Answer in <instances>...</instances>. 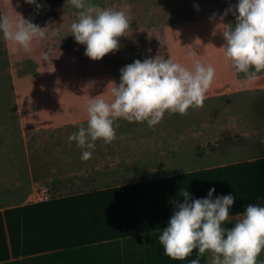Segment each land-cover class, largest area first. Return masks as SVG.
<instances>
[{"label":"rangeland","instance_id":"1","mask_svg":"<svg viewBox=\"0 0 264 264\" xmlns=\"http://www.w3.org/2000/svg\"><path fill=\"white\" fill-rule=\"evenodd\" d=\"M89 2L101 8L124 11L130 20L125 36L119 38V49L100 60L87 57L84 54L86 46L77 43L71 34L70 26L78 19L80 10L66 5L67 0H36V4L41 5L39 8L26 0H0V17L11 15L19 18L21 15L40 27H48L49 34L45 39L34 40L32 50L26 53L22 49L13 51L15 46L5 40L0 32V190L13 192L10 200L0 196V206L39 200L37 195L26 197L18 193H22L19 190L25 189L30 182L29 166L42 163V153L36 147L52 143L47 131L50 124L43 119H36L40 126L23 128L17 84L25 85L36 96L37 102L50 104L53 123L81 119L84 114L87 116L89 100L96 96L112 100L110 82H120L122 67L137 59L143 61L157 55L168 59L166 26L213 17V13L215 16L223 15L226 9L237 5L239 0ZM236 15L228 13V27H234ZM53 31H58L59 35L52 37L50 34ZM45 52H49L52 63L50 60H42V53ZM238 74L242 82L238 93L205 98L203 107H190L187 115L166 112L163 119L153 127H149L146 121L127 120L121 127L147 131L146 136L140 140H147L149 154L157 152V157L164 159L165 167L161 166L158 171H168L171 159L184 163L179 169L181 171L220 163L217 156L222 153L216 150L220 141L213 133L231 131L232 128L226 119H217L214 123H222L226 127L214 125L206 134V115L235 113L243 116L242 123L253 125L255 115L264 112V94L256 97L254 89L259 78L264 79V71L257 74L255 81H249L244 73ZM219 139L224 141V138ZM146 144H141L142 150ZM202 152L203 156L200 155ZM53 193V196L57 195ZM258 262H264V250L258 256Z\"/></svg>","mask_w":264,"mask_h":264},{"label":"clouds","instance_id":"2","mask_svg":"<svg viewBox=\"0 0 264 264\" xmlns=\"http://www.w3.org/2000/svg\"><path fill=\"white\" fill-rule=\"evenodd\" d=\"M36 4V0H26ZM78 12V19L71 26L75 41L85 45V55L100 60L120 47L119 38L125 36L130 27L129 17L124 11L101 8L89 0H67ZM39 8L41 5L36 4ZM229 12L236 15L234 27L221 31L225 40L224 56L231 61L236 72L244 73L249 81L264 71V0H239L220 17ZM213 13V17H215ZM48 27H40L30 20L11 15L0 17V32L5 40L15 47L13 51L32 50L34 40L45 39ZM59 35L58 31L50 34ZM42 60L51 61L49 52L42 53ZM254 69V71H253ZM120 82H110L112 100L102 96L88 101L86 106L87 127L80 125L78 132L69 136L81 149H94L95 141H114V121L123 118L129 122H147L149 127L158 124L167 112L187 115L188 109L203 107L206 93L215 78V69L199 61L191 68L173 59L157 55L141 61L135 60L120 69ZM92 152L84 150L81 159L88 160ZM215 188L207 198L191 199L190 193L182 189L184 202H176V210L168 227L158 239L166 256L172 260H185L194 249L199 256L210 252L212 264H264L258 256L264 250V206L249 204L243 216L231 229L222 227L229 221V209L234 204L233 195L217 196ZM191 201V202H189ZM191 264H199L193 259Z\"/></svg>","mask_w":264,"mask_h":264},{"label":"trees","instance_id":"3","mask_svg":"<svg viewBox=\"0 0 264 264\" xmlns=\"http://www.w3.org/2000/svg\"><path fill=\"white\" fill-rule=\"evenodd\" d=\"M221 16L165 27L168 59L189 68L196 61L214 67L206 98L241 87L224 56L221 31L228 21ZM16 89L23 128L40 126L36 119L53 123L48 102H37L21 83ZM212 188L213 199L233 195L230 215L249 204L264 206V156L0 208V261L164 229L178 210L176 202H184L182 189L197 199L207 198Z\"/></svg>","mask_w":264,"mask_h":264},{"label":"crops","instance_id":"4","mask_svg":"<svg viewBox=\"0 0 264 264\" xmlns=\"http://www.w3.org/2000/svg\"><path fill=\"white\" fill-rule=\"evenodd\" d=\"M259 79L254 88L256 97L264 94V83H261L264 79ZM239 91L241 89L230 93ZM255 117L256 121L251 125L242 123L243 116L235 113L206 115L204 121L206 134L214 125L226 127L222 123H214L217 119H226L232 128L227 132H212L220 141L218 142L220 146L216 150L222 153L217 156L220 163L215 165L264 156V112L256 114ZM124 122L123 118L114 121L117 138L111 143L97 139L94 149H81L75 141H69V136L78 132L80 125L87 127L86 114L81 119L56 121L50 124L47 131L51 135L52 143L36 147L37 151L42 153V163L29 166L30 182L25 189L19 190L22 193L18 195L36 196L41 188H47L51 193L55 192L56 196H63L154 178L159 173L174 174L188 171L179 170L184 163L178 160L175 162L173 159L170 161L168 171H158L161 166L165 167L164 159L157 157V152V155L149 154L147 140H140L146 136L147 131L121 127ZM219 138H224V141ZM143 143L146 145L142 150ZM84 150L92 152L91 158L86 161L81 159ZM201 155H204L203 152ZM1 191L2 199H11L13 192ZM19 204L21 203L14 205ZM242 216L243 213L230 215L231 220L223 222L222 227L231 229ZM162 231L163 229H159L73 248L20 256L0 261V264H191L193 259H199V264H212V254L205 252L203 256H199L198 249H194L185 260H172L165 255L164 248L159 242L158 237Z\"/></svg>","mask_w":264,"mask_h":264},{"label":"built area","instance_id":"5","mask_svg":"<svg viewBox=\"0 0 264 264\" xmlns=\"http://www.w3.org/2000/svg\"><path fill=\"white\" fill-rule=\"evenodd\" d=\"M37 197H39V200H48L53 198L54 196L47 188H41L38 192Z\"/></svg>","mask_w":264,"mask_h":264}]
</instances>
